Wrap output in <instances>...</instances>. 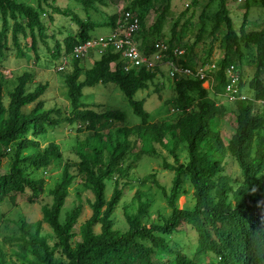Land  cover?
Returning <instances> with one entry per match:
<instances>
[{
	"label": "trees",
	"instance_id": "trees-1",
	"mask_svg": "<svg viewBox=\"0 0 264 264\" xmlns=\"http://www.w3.org/2000/svg\"><path fill=\"white\" fill-rule=\"evenodd\" d=\"M78 1L86 9L97 0ZM164 1L162 13L170 8V0ZM36 4L32 6L16 0H0V56L14 49L21 58L23 51L19 38L22 37L31 39L30 47L33 50L39 41L49 51L51 58L58 61L61 56L70 54L75 44L91 38L87 29L95 25L89 20L76 19L77 32L66 36L60 43L50 31L53 17L63 13L57 6V0H36ZM225 4L226 0H218L219 9L214 14L215 23L210 31L205 29L201 20L202 25L197 29L190 50L198 44L209 45L206 59L211 64L213 43L220 24L224 23L226 31L219 45L223 57L215 63L217 71L212 74V94H223L225 69L229 65L238 69L241 65L243 43L255 47L256 57V71L248 83L247 92L254 101H264V29L247 30L244 16L239 30L235 31ZM143 5L144 0H135L125 10L137 13L140 30L136 39L140 48L148 52L152 41L147 43L143 37L144 13L135 9ZM261 5L264 7V0H261ZM46 15L49 19L47 22L42 18ZM116 17L117 13L109 17L107 26L110 29ZM184 23L187 25L188 21ZM178 25L173 26L171 37L166 41L170 47H181L175 43ZM49 40L53 41L52 46H49ZM82 61L71 60L68 65L71 71L63 73L70 106L69 114L63 118H53L54 112L43 110V101L39 99L45 93L46 86L38 85L32 91L27 90L31 81L29 74L18 78V84L9 94L5 107L0 78V159L8 155L11 160L8 172L0 175V203L12 194L28 191L32 196H37L42 193L43 181L26 176V169L47 172L56 164L62 166L61 180L49 193L52 204L41 209L42 221L52 230L53 242L50 244L47 237L40 235L41 222L36 224L32 233L30 226L23 222L17 238L20 242L17 256L21 264H199L200 257L209 254L214 257L215 264H264V229L256 228L258 215L264 211L258 207L259 202L264 201V113L255 110L256 103L233 102L236 107L235 126L223 143L215 130L221 111L208 97L209 91L202 87L203 82L188 78L172 81L180 104L190 99L188 94L197 95V112L190 116L188 125L182 123L167 128L171 131L180 129L188 154L187 162L182 164L171 151L173 164L163 163V168L173 173L172 184L169 190L158 188L171 213L160 222L144 225L142 217L147 211V204L140 202L134 214L125 216L127 229L121 232L113 229L112 215L122 198V190L115 176L121 172V164L125 161L126 145L112 144L102 132L110 131L116 122L121 126L125 122V114L117 110L98 114L87 109L81 103L82 92L85 87L116 85L127 98L133 115L140 120L137 131L145 128L153 134L154 128L148 124L149 115L143 108V101L134 100L133 97L147 89L157 70L131 69L124 72L118 55L110 53L99 57L90 69L80 66ZM180 63L191 69L197 67L186 61V53ZM242 83L245 82L240 80L239 85L243 90ZM34 103V108L28 114L22 112L23 108ZM55 113L59 114V111ZM61 124L76 125L77 133H89L97 142L91 149L81 143L76 148L78 164L74 166V175L71 173V162L63 161L56 144L49 143L42 147L37 140L46 134L48 128ZM118 132L127 137L128 132L124 128ZM157 135L158 138L163 136L160 130ZM226 153L240 170L242 179L237 185H233L231 178L224 173L223 159ZM75 178H80L93 195L91 215L78 230H75V225L81 207H75L63 222L60 221L68 187ZM184 178L193 191L195 204L192 209L177 206V200L183 193ZM112 180L115 185L107 201L105 184ZM96 226L100 227L99 233L93 230ZM186 230L196 234V248L192 257L184 255L181 244L174 239ZM77 235L80 237L78 241L75 240Z\"/></svg>",
	"mask_w": 264,
	"mask_h": 264
},
{
	"label": "rangeland",
	"instance_id": "rangeland-1",
	"mask_svg": "<svg viewBox=\"0 0 264 264\" xmlns=\"http://www.w3.org/2000/svg\"><path fill=\"white\" fill-rule=\"evenodd\" d=\"M19 3L36 6V0H16ZM135 0H97L92 7L84 8L78 0H57L58 8L63 11L62 15H55L50 31L56 40H62L73 35L78 30L75 22L79 20H89L95 27L87 29L89 36L94 37L108 33L107 23L109 17L123 9L129 8ZM164 0H144L143 6L136 7V11L144 13L143 37L147 43L153 40L168 41L171 37L172 28L179 23L176 28L175 43L180 45L186 53V61L197 67H206L207 48L203 44L195 45L190 50L195 40L197 29L202 25L210 31L215 23L214 14L219 9L218 0H170L168 12L162 13ZM225 8L227 15L232 21L235 31H238L245 16L247 30L264 29V7L261 0H226ZM45 22L49 19L42 17ZM188 21L187 25H184ZM1 27V22H0ZM224 23L220 24V29L216 34L213 43L211 63H218L223 57V52L219 48L220 40L225 33ZM52 40L48 41L52 46ZM20 49L23 56L20 58L16 51L7 52L0 56V78L2 80V102L7 107L9 94L18 84V78L23 74H29L31 81L27 85V90L32 91L38 85L46 86V91L39 99L43 101V110L52 111L53 118H63L70 112L69 101L66 97V87L63 81V73L71 71L66 67L65 71L57 72L58 61L53 60L48 50L40 43H36V49L30 47L31 39L19 38ZM51 50V49H50ZM241 51L244 55L241 65L238 66L239 75L243 84V92L249 95L248 83L256 71L255 47L241 44ZM99 60L93 52H89L88 57L80 62V66L90 69L95 61ZM166 68L158 69L153 81L148 83L147 89L134 95V100H141L144 103V110L148 113V124L153 126V134L149 130L137 131L136 126L140 125V120L133 115L131 106L127 98L114 84L97 85L95 87H85L81 103L95 113L108 111H121L125 114V122L120 126L116 122L109 129L103 131L105 139L112 144L125 143V161L121 164L120 170L115 177L118 178V186L122 190V198L114 210L112 220L113 229L124 232L127 229L125 216L134 214L140 202L147 204V211L142 217L144 225L160 222L163 218H168L170 209L162 196L159 187L169 190L172 184L173 173L163 168V163L173 164L174 151L179 162H187L186 144L180 136V129L171 131L167 128L177 127L178 124H189L190 116L197 112V95L188 94L190 99L185 104H180L177 100L175 83L167 74ZM206 87V85L204 84ZM248 90V92H247ZM252 94V93H251ZM208 97L220 109L215 130L218 132L221 142L225 143L227 137L234 130L236 107L224 96H214L211 91ZM35 106L31 104L22 109L28 114ZM255 110L264 113V106L256 104ZM59 111V114L55 113ZM77 126L61 124L57 127L48 128L46 134L37 140L42 147L49 143H54L59 147L63 161H70L75 172L78 158L75 155L76 148L81 144L91 149L96 145V140L86 132L77 133ZM127 131V137L119 133V129ZM155 130V133H154ZM163 134L158 138L157 131ZM150 134V136H149ZM83 145V146H84ZM8 151V150H7ZM6 151V152H7ZM10 156L0 159V175L6 174L10 167ZM224 173L231 178L232 184L241 182V173L236 163L226 153L223 159ZM26 176L33 180L43 181V191L40 195L32 196L30 192L24 194H12L6 196L0 203V264H21L17 254L19 253L20 226L23 222L30 226V232H34L36 224H40V235L53 242V233L50 227L42 221V207L51 206L52 197L50 191L60 182L62 166L56 164L51 171H35L26 169ZM74 175V174H73ZM264 176V171H263ZM105 197L109 201L114 188V180L106 182ZM183 193L177 200V206L181 209H192L194 199L192 188L184 178L182 185ZM68 194L64 206L60 213V221L63 222L66 215L75 207H81V214L75 225V230L85 222L91 215V204L93 195L90 189L84 185L80 178H75L68 187ZM99 226L94 227V232L99 233ZM80 239L79 235L75 240ZM174 239L183 248V254L192 257L195 252L196 234L191 230H186L178 234ZM199 264H215L212 255H202Z\"/></svg>",
	"mask_w": 264,
	"mask_h": 264
},
{
	"label": "built area",
	"instance_id": "built-area-1",
	"mask_svg": "<svg viewBox=\"0 0 264 264\" xmlns=\"http://www.w3.org/2000/svg\"><path fill=\"white\" fill-rule=\"evenodd\" d=\"M139 30L140 20L137 13L123 9L117 13L109 33L94 36L75 44L70 54L59 58L56 71H64L71 60H85L89 52H93L99 57L110 53L118 55L119 60L123 63L124 72H129L131 69L158 71V69L166 68L165 72L171 81L186 78L202 81V87L207 91H212L214 84L212 74L217 71L215 63L194 69L185 67L180 63L185 55L184 49L179 46L170 47L163 40H153L151 49L146 52L140 48L136 39ZM225 79L222 96L230 102L253 101L264 106V101H254L240 88L239 71L234 65H229L225 69Z\"/></svg>",
	"mask_w": 264,
	"mask_h": 264
},
{
	"label": "clouds",
	"instance_id": "clouds-1",
	"mask_svg": "<svg viewBox=\"0 0 264 264\" xmlns=\"http://www.w3.org/2000/svg\"><path fill=\"white\" fill-rule=\"evenodd\" d=\"M255 191V189L253 190ZM258 207L264 209V201L259 202ZM257 229H264V211H261L258 215V221L256 223Z\"/></svg>",
	"mask_w": 264,
	"mask_h": 264
},
{
	"label": "crops",
	"instance_id": "crops-1",
	"mask_svg": "<svg viewBox=\"0 0 264 264\" xmlns=\"http://www.w3.org/2000/svg\"><path fill=\"white\" fill-rule=\"evenodd\" d=\"M108 29L110 30V27H108ZM109 32H110V31H109ZM109 32H108V33H109ZM106 34H107V33H106Z\"/></svg>",
	"mask_w": 264,
	"mask_h": 264
}]
</instances>
